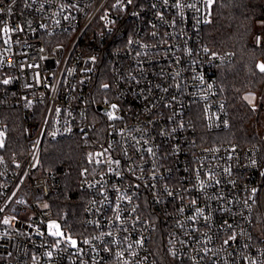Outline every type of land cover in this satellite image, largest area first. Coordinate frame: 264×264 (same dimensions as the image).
I'll use <instances>...</instances> for the list:
<instances>
[{
	"label": "built area",
	"instance_id": "built-area-1",
	"mask_svg": "<svg viewBox=\"0 0 264 264\" xmlns=\"http://www.w3.org/2000/svg\"><path fill=\"white\" fill-rule=\"evenodd\" d=\"M212 8L0 0V264H264V125L260 144L217 137L231 126L218 73L235 56L205 43ZM78 138L88 200L74 235L41 165L45 141Z\"/></svg>",
	"mask_w": 264,
	"mask_h": 264
},
{
	"label": "trees",
	"instance_id": "trees-1",
	"mask_svg": "<svg viewBox=\"0 0 264 264\" xmlns=\"http://www.w3.org/2000/svg\"><path fill=\"white\" fill-rule=\"evenodd\" d=\"M264 37V0H215L211 21L205 29L206 45L215 52L231 51L233 63L219 69L221 94L228 105L231 126L217 137L221 142L242 146L260 144L256 134L257 121H262L264 108L251 107L244 99L247 93L261 94L264 72V40L256 47L255 36ZM12 150L22 144L20 120L9 131ZM89 142L70 139L43 145L41 171L53 174L61 183L58 194L48 199L55 218L74 235L83 232V217L88 197L81 189L80 179L87 167Z\"/></svg>",
	"mask_w": 264,
	"mask_h": 264
},
{
	"label": "snow or ice",
	"instance_id": "snow-or-ice-1",
	"mask_svg": "<svg viewBox=\"0 0 264 264\" xmlns=\"http://www.w3.org/2000/svg\"><path fill=\"white\" fill-rule=\"evenodd\" d=\"M127 2H128V3H131L132 0H127ZM208 2H209V4H211L212 2H214V0H208ZM177 7H179V5H177ZM4 31L7 32L8 29L5 28ZM258 67H259V69H260L261 72H264V64H260V65H258ZM3 83L7 84V83H9V81H8V80H4ZM105 87H107V85H105ZM112 107L115 108L116 106L113 105ZM110 118H112V117L110 116ZM53 135H54V134H53ZM2 146H3V144H2V142H0V147H2ZM149 151H150V149H149ZM117 163H119V162L117 161ZM45 207H47V205H45ZM0 211H3V209H0ZM3 223L8 224L9 221H8L7 219H5V220L3 221ZM47 227H48V229L50 230V231H49V234H50V235H52V236H54V237L64 238V233L60 230V225H59L57 222H55V221H50V222L48 223ZM66 239H67V240H68L73 246H75V245L77 244V242H76L75 240H73L71 237H67ZM233 239H234V237H233ZM56 243L59 244V240H57ZM85 243H87V241H85ZM225 243H227V241H225ZM49 255H51V253H49Z\"/></svg>",
	"mask_w": 264,
	"mask_h": 264
},
{
	"label": "rangeland",
	"instance_id": "rangeland-1",
	"mask_svg": "<svg viewBox=\"0 0 264 264\" xmlns=\"http://www.w3.org/2000/svg\"><path fill=\"white\" fill-rule=\"evenodd\" d=\"M214 2H215V0H214ZM214 2H212L211 5H213ZM244 99L251 107H254V108H258L262 102V105L264 108V88H263V91L261 92V94L247 93L244 96ZM262 117H264V113H262ZM263 120L264 119H262V121H260V125H262V126L264 125Z\"/></svg>",
	"mask_w": 264,
	"mask_h": 264
}]
</instances>
